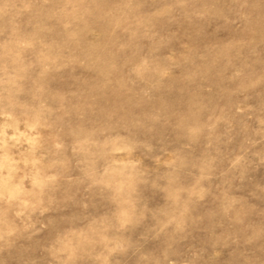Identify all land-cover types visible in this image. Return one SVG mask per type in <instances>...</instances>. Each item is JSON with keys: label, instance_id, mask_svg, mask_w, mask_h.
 <instances>
[{"label": "rangeland", "instance_id": "374dc122", "mask_svg": "<svg viewBox=\"0 0 264 264\" xmlns=\"http://www.w3.org/2000/svg\"><path fill=\"white\" fill-rule=\"evenodd\" d=\"M0 264H264V0H0Z\"/></svg>", "mask_w": 264, "mask_h": 264}]
</instances>
